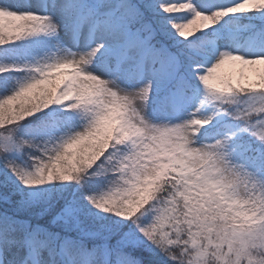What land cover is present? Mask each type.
<instances>
[{
	"label": "snow or ice",
	"instance_id": "1",
	"mask_svg": "<svg viewBox=\"0 0 264 264\" xmlns=\"http://www.w3.org/2000/svg\"><path fill=\"white\" fill-rule=\"evenodd\" d=\"M0 264H264V0H0Z\"/></svg>",
	"mask_w": 264,
	"mask_h": 264
}]
</instances>
